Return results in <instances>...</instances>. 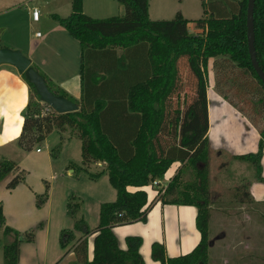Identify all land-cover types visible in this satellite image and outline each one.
<instances>
[{
  "label": "trees",
  "instance_id": "obj_1",
  "mask_svg": "<svg viewBox=\"0 0 264 264\" xmlns=\"http://www.w3.org/2000/svg\"><path fill=\"white\" fill-rule=\"evenodd\" d=\"M117 1L124 7V16L93 18L84 13V0H72L71 15L54 16L82 46L81 102L72 99L64 90L55 89L47 76L36 66L34 68L44 75L54 93L63 94L80 105L79 110L56 113L40 101L35 87L28 82L32 94L24 112L18 145L24 151L31 150L44 143L51 132L71 129L82 141L83 163L76 166L78 171L88 172L92 163L105 162L104 171L118 193L117 199L101 204L97 228L89 230L83 218L76 220L75 229L86 236L72 246L78 264H145L140 253L142 238L127 237L128 248L123 249L118 245L113 228L146 221L157 198L163 203L196 206V226L201 240L191 253L174 258L167 256L163 243L155 242L153 260L160 264H209L210 142L204 72L209 58L225 56L245 74L249 73L264 90V82L254 70L247 44L248 0H211L208 4L204 1V17L195 20L198 27H206L204 35L191 34L187 28L189 20L181 13L168 20L152 19L149 0ZM254 8L257 61L264 70V0H255ZM117 48H123L124 52L120 54ZM144 51L151 66L150 75L138 76L130 82L129 74L134 71L131 67L145 60ZM181 58H187L198 82L196 95L184 113L178 107L173 109L171 101L178 84L177 63ZM117 90L123 102H114ZM259 133L258 151L236 159L250 162L257 179L263 181L264 124ZM175 161L182 165L169 183H162L164 188L153 186L158 193L150 202L143 187L153 185L154 180L165 179ZM104 171L88 174L97 179ZM9 176L8 189L26 181V172L16 161L0 158V182ZM129 187L138 189L131 192ZM236 194L244 198L247 195L248 201H253L247 180L245 185L236 188ZM47 199L46 192L38 196V207ZM77 210L78 205L70 202L68 212L76 216ZM40 227L42 225L22 233L8 226L0 204V228L5 235L14 234V239L2 247L3 264H19L21 243L34 241ZM91 234H95L94 257L89 260L88 236ZM61 239L65 248L74 239V232L64 230Z\"/></svg>",
  "mask_w": 264,
  "mask_h": 264
},
{
  "label": "crops",
  "instance_id": "obj_2",
  "mask_svg": "<svg viewBox=\"0 0 264 264\" xmlns=\"http://www.w3.org/2000/svg\"><path fill=\"white\" fill-rule=\"evenodd\" d=\"M87 2L88 0H84L83 11L88 15ZM93 2L97 8H104L108 4L107 0H93ZM151 2L152 0H149L152 19L168 20L181 13L185 19L189 20L187 28L191 34L204 35L206 33V27L200 28L195 22L204 17V9L200 0L199 6L191 5L194 0H154L153 10ZM53 7H50V4L46 6L45 14L52 15V17L49 20L45 19L42 23V33L38 35V31L34 32L30 29L33 28V23L42 21L41 16L38 21L33 18V9H39L33 4V0H0V45L24 51L30 57L32 65L47 76L55 89H62L72 99L81 102L83 94L82 46L79 40L75 39L54 18L55 15L60 16L61 14L58 12L60 7ZM221 7L222 4L218 9ZM71 12L72 0L69 15L72 14ZM117 50L120 54L124 52L123 48H117ZM132 51H130L131 54ZM135 51L137 53L138 50ZM145 57L146 51H144ZM177 64L179 78L172 99L176 98V101L182 103L183 106L179 109L184 113L196 95L198 82L187 58L179 59ZM207 64L204 80L207 84L210 172L216 168L215 172L222 174L227 168L228 161L226 167L222 165L220 169H217L216 164L221 159H229L230 165V160L235 163L240 161L236 159L237 156L258 151L261 140L259 132L263 122L257 121L259 117H256V113L252 115L248 108L238 104L245 95L241 88L238 89L241 85L238 78L244 72L242 71L241 75L229 72L228 67L236 68L238 71L241 69L225 56L209 58ZM124 67L126 68L127 65ZM131 68L134 71L133 74H129L130 82L136 80L138 76L150 75L151 66L146 58L142 63L133 64ZM241 90L242 93H240ZM120 93L119 90L114 91L115 103L123 102ZM31 94L28 81L18 69L8 63L0 65V158L14 160L19 164L20 169L24 170V167L27 169L26 181L15 188H7L11 176L0 182V204L3 206L6 224L17 231L24 233L30 228L42 225L37 230L34 241L21 243L19 264H78V257L72 246L78 239L86 236L84 232L75 229L76 220L83 218L89 230L97 228L100 222L101 204L115 201L118 193L115 189L109 190L105 184H102V176L107 173L104 171L105 162L92 163L88 167V172L77 170L76 166H81L83 163L82 141L79 144L81 164H72L73 161L69 158L56 163L50 155H43L42 149L37 147L35 152L38 159L31 167L27 154L30 150L21 149L17 141L23 129L24 112ZM58 133L62 141L61 151L72 141L79 140L67 130ZM48 136L44 142H48ZM49 145L51 147L52 144L49 142ZM34 148L31 149L32 153ZM26 162L29 166L24 165ZM181 165L180 161H175L166 172L165 179L160 181L169 183ZM261 166L264 177V155ZM65 171H67L66 174ZM100 171L104 172L97 179L91 178L88 174H97ZM235 172L241 175L240 170ZM75 173H78V177L73 179ZM256 175L255 171L253 177L247 181V189L253 200L251 203L263 204L264 179L259 181ZM209 177L210 184H212V180L215 181L217 175L211 172ZM234 184L231 181L229 186H236ZM77 185L80 189H77ZM57 189L62 198L56 195ZM128 189L134 192L138 188L129 187ZM143 189L148 192L150 202L157 196L155 187L152 185L145 186ZM209 190L211 193L214 191L212 187ZM45 192L48 199L43 206L38 207V196H44ZM82 196L89 200L90 207L80 205ZM245 199L248 201L247 195ZM70 202L78 205L76 216L68 212ZM197 214L198 209L194 205L163 203L157 198L146 221L120 224L113 229L119 247L127 249V237L140 236L142 238L140 253L144 263L160 264L152 258V245L155 242L163 243L166 246L167 256L171 258L191 253L200 242L201 233L196 226ZM0 230L3 232L2 228ZM64 230L74 232V239L65 248L62 247L61 239ZM6 236L11 240L14 239V234ZM94 238L95 234L88 236L89 260L94 257Z\"/></svg>",
  "mask_w": 264,
  "mask_h": 264
},
{
  "label": "rangeland",
  "instance_id": "obj_3",
  "mask_svg": "<svg viewBox=\"0 0 264 264\" xmlns=\"http://www.w3.org/2000/svg\"><path fill=\"white\" fill-rule=\"evenodd\" d=\"M107 1L108 4L106 7L97 8L94 6L93 0H88L86 6L88 15L90 14V16L94 18L124 16V7L117 0ZM153 1L154 0L151 2L152 10L154 8ZM200 1L203 5L204 1L208 4V1L211 0ZM33 4L39 8L42 21L41 23H33V28L30 29L34 32L38 31L40 34L42 33V23H44L45 19L49 20L52 17V15L45 14L46 6L50 4V7L54 6L53 8L60 7L58 12L62 17H67L71 11V0H33ZM191 5L199 6V0H194ZM228 71L232 73L236 72L237 75H241L242 73V70L238 71V69L233 67H228ZM238 79L241 84L239 85L240 87L238 86V89L241 88L245 92V95L242 99L240 98L241 101L237 98L234 99L239 101L238 104L240 106L248 108V110L252 112L250 114L254 115L253 113H256V117H259L257 121H260L261 123L263 122L264 124L262 118L264 117V90L259 86L257 80L253 79L249 73L246 75L243 73ZM242 90L240 93H242ZM171 101L173 109L183 106L181 102L176 101V98H173ZM67 131L70 132V134H73L71 129H68ZM48 137V142L35 146L33 153L31 150V152L27 151L29 152L27 154L31 167L38 159V155L35 152L37 147L42 149L43 155H50L56 163L69 158L73 161L72 164H81L79 147L81 140L72 141L67 147L64 146L61 151L62 141L60 140L58 131H53ZM49 142L52 144L51 147ZM58 154L60 155L58 156ZM230 161L231 164L229 165V159L225 158L223 160L221 159V161L216 164L217 169H220L222 165H225V167L227 165L226 170H224L222 174L220 172H215L216 168L211 170V172L217 175V177L215 181L212 180V184H209V188L212 187L214 191H212L210 196L211 217L209 219V241L211 246L209 248L208 263L264 264V203H251L241 195L237 196L236 194V188L245 185L246 180L248 181L253 177L255 173L254 167L248 161H237L236 163L233 160ZM29 163L26 162L24 165L29 166ZM23 169L27 176V169L25 167ZM238 170L241 171V175L235 172ZM66 173L67 171H65V174ZM73 176V179H76L78 173H75ZM102 180V184H105L109 190L114 189L110 184L109 175H107V173L103 174ZM231 181L235 183L234 185L236 186H229ZM77 189H80L78 185ZM56 192V195L59 198H62L59 195V189H57ZM82 198L80 205L87 208L90 207L89 200L85 196H82ZM90 219L92 220L91 217ZM10 240L11 239L0 230V263H3L4 260V251L2 250L1 245L9 243Z\"/></svg>",
  "mask_w": 264,
  "mask_h": 264
},
{
  "label": "water",
  "instance_id": "obj_4",
  "mask_svg": "<svg viewBox=\"0 0 264 264\" xmlns=\"http://www.w3.org/2000/svg\"><path fill=\"white\" fill-rule=\"evenodd\" d=\"M255 0H248V12L246 26L247 44H249L250 59L253 64L254 70L264 82V70L260 63L257 61L256 44H255V26H254V13H255ZM11 64L19 73L25 75L26 80L35 87L36 92L42 103L48 104L56 113L75 112L79 110V105L75 104L71 99L65 95L54 93L47 85L45 77L34 66L30 57L19 49H13L8 46L0 47V65Z\"/></svg>",
  "mask_w": 264,
  "mask_h": 264
},
{
  "label": "built area",
  "instance_id": "obj_5",
  "mask_svg": "<svg viewBox=\"0 0 264 264\" xmlns=\"http://www.w3.org/2000/svg\"><path fill=\"white\" fill-rule=\"evenodd\" d=\"M32 14H33V18H34L35 21H38V20L40 19L41 14H40L39 9L34 8L33 11H32ZM38 35H41V34L39 33ZM48 106H49V105H48ZM49 107H50V106H49ZM50 108H51V107H50ZM51 109H52V108H51ZM38 151H40V149H38ZM162 183H163V182L160 181V180H154L152 186L155 185V186H158V187H162V186H163ZM163 188H164V186H163ZM155 190H156V189H155ZM162 191H164V189H163ZM156 192H157V190H156ZM157 193H158V192H157Z\"/></svg>",
  "mask_w": 264,
  "mask_h": 264
}]
</instances>
